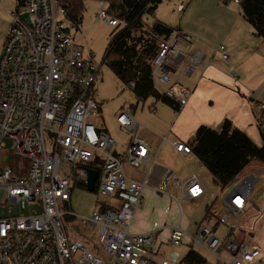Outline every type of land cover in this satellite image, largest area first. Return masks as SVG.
Instances as JSON below:
<instances>
[{
    "label": "built area",
    "instance_id": "built-area-1",
    "mask_svg": "<svg viewBox=\"0 0 264 264\" xmlns=\"http://www.w3.org/2000/svg\"><path fill=\"white\" fill-rule=\"evenodd\" d=\"M221 1L240 6L242 0ZM22 6L31 26L13 13L0 55V210H7L0 216V264H159L152 260L150 251L157 232H130L147 186L128 178L127 171L150 162L148 143L135 133L138 124L130 112L117 116L118 126L133 135L126 155L114 156V141L94 123L99 112L97 96L92 93L100 72L96 55L78 47L68 30L58 26V14H64L59 0H23ZM95 19L111 27L118 24L105 11ZM178 39L155 38L158 51L151 67L153 85L174 102L175 116L187 104L189 94L170 79L172 56L179 59L177 65L183 64L185 77L205 59L199 51L180 58L175 54ZM185 43L187 51L188 38ZM219 53L227 60L223 46ZM162 141L181 156L192 155L183 143L167 138ZM61 165L69 166L70 172L63 171ZM87 169L98 172L96 192L117 202L114 209L95 210L86 222V234L97 248L94 252L71 241L65 227L66 218H74L69 210V176L86 186ZM255 181L256 175L236 177L228 186L231 192L223 202L225 208L214 213L213 226L200 222L190 235L179 223L171 227L169 243L177 246L188 238L216 259L215 263L199 264H264L255 235L232 222L243 217ZM168 185L169 176L155 191L178 205L180 217L184 200H198L204 194L194 174L184 183L175 181L179 197L168 192ZM21 203L32 209L11 216L9 207ZM221 225L225 229L217 236L214 230ZM94 229L97 231L92 234Z\"/></svg>",
    "mask_w": 264,
    "mask_h": 264
},
{
    "label": "crops",
    "instance_id": "crops-1",
    "mask_svg": "<svg viewBox=\"0 0 264 264\" xmlns=\"http://www.w3.org/2000/svg\"><path fill=\"white\" fill-rule=\"evenodd\" d=\"M237 8H239L240 11V6H237ZM224 9L227 12L230 10L229 8ZM158 22L166 25L163 21L158 20ZM12 23L13 21L7 24L0 39V55ZM178 33L177 37L179 39L175 54H178L180 58H183L182 55L191 56L199 51L205 57L204 63L203 65L198 66L192 75L186 77L185 86L181 85L188 92L189 98L187 104L179 112L178 116L174 115L176 109L174 102H172L174 104V108H172L152 97L150 98H152L154 102L151 103L153 109L150 114L156 115L159 112L162 120H167V117L165 116H168V111L163 107L170 108L176 119V123H180V125L184 126L187 129V132L193 136L196 130L201 126L219 131L223 122L229 120L235 128L244 132L255 145L260 147L262 145V139L259 128H263L262 126L264 125V39L262 40L255 37L252 27L243 19L242 15L235 16V18H232L231 21H229L227 30L217 41L216 45L218 46V54L219 47L223 46L226 53L228 50L231 58L234 57V61L232 63L230 62L231 67L234 68L233 74L230 76L224 71L211 67L210 61L206 63V52L208 48L205 43H202L195 35H193V38H196L198 41L194 40V44H192V37L184 35L182 29H178ZM185 38L189 39L187 51H185ZM189 51L193 53L188 55ZM213 57L214 55L212 58ZM172 58L173 59L169 64L170 74H174L181 65L183 66L182 63L179 65L176 64L179 59H175V55H173ZM227 60H229V57ZM146 100L142 102H145ZM125 111L130 112L135 122L138 124V128L135 130L137 136L148 143V157L150 160L144 168H140L136 171H127L128 178L139 183L145 182L147 186L143 192L141 205L135 213L131 230L137 234H143L149 231H156L157 234L161 232V229L155 230L160 226V223L156 225L149 224L145 222L144 219L154 212L153 206L156 205L157 202L173 201L171 198H166L164 197L165 195L159 194L155 190L158 189L164 182L165 178L169 176L167 190L174 197H179L181 191L180 188L175 185V181L177 180L180 183H184L193 174L198 176L200 184L204 189V194L198 200H184L183 202H190L196 207L203 206L204 216L202 222H205L206 224L209 222L210 224L207 225L213 226L214 220L216 219L214 213L218 212L220 205L228 200L231 192V190L228 189V186L232 181L222 189L223 191L219 197H213L207 186L210 184V181H212V177L194 155L192 154L187 157L181 156L169 143L162 141L163 138L167 137L156 138L153 132H156L159 129L157 124L160 123V120H147V116L143 114L137 116L136 113H134V110L128 108V106L122 107L121 110L114 114L113 125L110 128V132L101 124L99 125L94 122L99 132L106 134L114 141V147L112 150L114 156L122 157L126 155L133 135V133L120 128L116 122L117 116ZM99 117H101V106H99V112L95 119ZM119 133L127 135L126 142L120 145L121 150L116 149L117 143L114 140ZM191 140L192 139L188 141L177 138L172 139V141H177L187 146H189ZM89 167L96 169L93 165ZM146 171H149L148 176H146ZM205 175H207L208 181L205 179ZM250 175H256V181L252 185V193L248 197L249 200L246 201L248 204L244 209L245 213L240 219V222L244 219L250 220L246 226L244 225V228H241L250 231L255 235L256 239V225L258 221L264 217V209L258 205L259 203L262 205L264 204V170L262 172L251 173ZM97 180L93 190L95 192ZM74 182L76 183V186L86 188V186H82L76 181ZM171 185L173 186L172 188L176 190L177 196L170 192L169 187ZM108 199V203L100 205L98 210L116 208V200L113 198ZM249 212H252V215L248 216L247 214ZM171 227L169 230H171ZM195 228L196 225L194 226V233L196 230ZM184 242L187 243V240L185 239ZM257 247L259 248L258 245ZM262 259L264 263V258L262 257ZM184 260H189V258L186 257ZM191 262L199 264L193 260H191Z\"/></svg>",
    "mask_w": 264,
    "mask_h": 264
},
{
    "label": "rangeland",
    "instance_id": "rangeland-1",
    "mask_svg": "<svg viewBox=\"0 0 264 264\" xmlns=\"http://www.w3.org/2000/svg\"><path fill=\"white\" fill-rule=\"evenodd\" d=\"M22 2L23 0H0V39L7 24L13 21L12 13H15V16L18 15L19 17V14L24 11L23 6L19 5ZM83 5L84 11L81 24L72 26V24L66 20L65 15L60 13L57 17V23L60 28L68 30L73 42L78 47H82L84 51L91 50L92 53L96 55L95 64L97 67L100 66V72L93 86L92 93L96 94L98 97L95 101L101 106V117L95 119L94 122L99 125L101 124L110 132V128L113 125L114 114L121 110L122 107L128 106V108L134 110L137 116L143 114L147 116V120H160V123L157 122L159 129L153 132L156 138L167 137L170 140L177 138L186 141L192 139L193 135L187 132V129L180 125V123H176V119L170 108L163 107L168 111V116H165L167 120H162L159 112L156 115H151L150 112L153 109L151 103L154 102V100L149 98L145 102H138L131 90L119 82L109 67L102 63L107 48L116 33V28L95 19V16L99 12H106L107 8L105 4L98 1L84 0ZM224 8H229L230 10L227 12ZM240 15L241 13L237 6L233 4L225 5L220 0H163L156 10L155 15L153 17L147 14L144 15L142 17V22L145 25V29H147L156 20L163 21L168 27L174 30L172 34L173 37L179 34L178 29H182L184 35L192 37V44H194V40H196V38H193V35H195L199 41L207 45L206 63L210 61L211 67L224 71L231 76L234 68L231 67L230 62L232 63L234 61V57L231 58L227 50L229 60H222L220 53L218 54L217 52L218 46L216 43L227 30L229 21L235 18V16ZM192 53L189 51L188 55ZM213 55L214 57L212 58ZM182 68L181 65L174 74H170V78L172 83L185 86L186 77L182 74ZM126 139V134L119 133V135L114 138L117 143L116 149L121 150L120 145L126 142ZM7 149H9V147ZM61 169L70 172L69 166L65 167L61 165ZM263 170L264 165L258 162H252L240 176L262 172ZM69 177L71 181L69 210L74 218L65 222L66 232L71 241L80 242L94 252L97 248L86 234V232H88L86 222L91 219L92 213L97 210L100 205L107 204L109 199L108 197L100 196L95 191H87L85 187L76 186L72 174ZM205 179L208 181L207 175H205ZM207 186L213 197H219L223 191L220 187L215 186L212 181H210V184ZM172 187V185L169 187L170 192L177 196L176 190ZM164 197L168 198L169 196L165 195ZM258 205L264 209V204L262 205L259 203ZM181 208L182 217H180L178 205L174 201L157 202L156 205L153 206L154 212L144 219V221L149 224L156 225L160 223V226H157L158 228L155 230H162L157 234L156 242L150 248V251L153 253L152 260L159 264L172 262L180 263L184 261L187 254L192 251L201 256L207 263H215L216 259L199 246L191 243L188 238H186L187 243L183 240L182 243L177 246L169 243V228L171 226L181 223L182 228H184L188 234L193 235L195 234L194 226L196 225L197 227V225L203 221V206L196 207L190 202H182ZM224 208L225 204L222 203L219 211ZM9 209L11 211V216H18L21 213H28L32 208L21 203L12 205ZM6 212V209H1L0 216H5ZM218 213L219 212H216V215ZM247 215H252V212H249ZM80 219H84L85 221H80ZM249 221L250 220L244 219L241 222L240 220L232 222L233 225L244 228ZM207 224L210 223L208 222ZM224 229L225 227L221 225L220 228L214 231L217 236H221ZM96 231L97 229H94L92 234ZM256 231L257 236L255 242L261 250V256L264 258V217L258 221ZM130 232L137 234L131 230V227Z\"/></svg>",
    "mask_w": 264,
    "mask_h": 264
},
{
    "label": "trees",
    "instance_id": "trees-1",
    "mask_svg": "<svg viewBox=\"0 0 264 264\" xmlns=\"http://www.w3.org/2000/svg\"><path fill=\"white\" fill-rule=\"evenodd\" d=\"M106 5V13L116 19L117 26L102 63L129 88L137 101L154 98L170 107V99L158 92L151 79L152 62L158 51L155 38L167 40L173 30L155 21L145 29L144 15L154 16L163 0H92ZM64 15L72 26L82 22L84 0H59ZM22 6V3L19 4ZM240 11L252 27L255 37L264 39V0H242ZM261 127V126H260ZM259 128L262 145L258 147L241 130L225 120L219 131L199 127L190 144L192 154L212 177L215 186L224 189L252 162L264 165V125ZM73 219L67 217L66 221ZM189 260L201 263V257L190 251Z\"/></svg>",
    "mask_w": 264,
    "mask_h": 264
},
{
    "label": "water",
    "instance_id": "water-1",
    "mask_svg": "<svg viewBox=\"0 0 264 264\" xmlns=\"http://www.w3.org/2000/svg\"><path fill=\"white\" fill-rule=\"evenodd\" d=\"M19 18L26 23L28 26H31L29 15L26 12H23L22 14L19 15ZM87 184H86V189L87 191L92 192L94 190V185L96 180L98 179V174L97 172L93 170H87Z\"/></svg>",
    "mask_w": 264,
    "mask_h": 264
}]
</instances>
